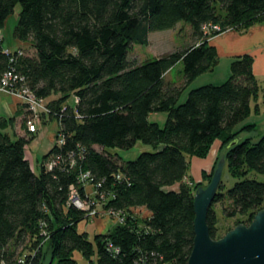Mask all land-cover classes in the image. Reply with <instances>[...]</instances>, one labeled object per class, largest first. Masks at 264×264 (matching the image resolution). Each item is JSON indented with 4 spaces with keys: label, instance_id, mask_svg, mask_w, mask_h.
<instances>
[{
    "label": "trees",
    "instance_id": "1",
    "mask_svg": "<svg viewBox=\"0 0 264 264\" xmlns=\"http://www.w3.org/2000/svg\"><path fill=\"white\" fill-rule=\"evenodd\" d=\"M17 4L14 36L30 43L33 52L6 54L0 41V75L13 68L24 77L21 83L49 109L38 123L56 118L57 136L65 135L66 141L61 147L53 144L37 174L26 158L27 144L38 131L37 125L35 131L27 126L32 112L24 106L23 134L7 131L15 117H0V263L14 264L23 255L20 248L28 246L35 251L27 253L29 264H79L75 250L90 264H187L197 185L184 177L190 159L207 158L217 140L227 150L225 167L239 180L230 188L221 181L207 216L212 237L218 238L220 228L216 204H224L226 216L243 214L246 223L264 208V181L249 176L264 174V134L258 140L241 135L257 130L247 122L259 110L252 101L261 92L253 56H236L227 80L193 88L179 102L198 76L219 63L210 43L213 33L204 26L247 30L264 21V0H0V29ZM180 22L191 26L193 44L143 62L129 59L132 45H147L151 32ZM180 61L184 78L167 81ZM153 112L167 113L163 127L150 120ZM138 141L154 151L132 160L116 151L130 150ZM53 153L58 161L48 170L45 160ZM86 172L89 182L108 195L105 206L125 214L124 223L96 234L93 242L78 231L86 213L68 204L71 185L85 197L81 179ZM139 207L149 214L140 217L134 212Z\"/></svg>",
    "mask_w": 264,
    "mask_h": 264
},
{
    "label": "rangeland",
    "instance_id": "2",
    "mask_svg": "<svg viewBox=\"0 0 264 264\" xmlns=\"http://www.w3.org/2000/svg\"><path fill=\"white\" fill-rule=\"evenodd\" d=\"M21 10V5L17 4L14 12L7 18L5 26L3 28V44L5 47H9L10 49H23L26 51V53H32L33 49L30 43H25L22 47H13V42L16 39L14 36V30L15 26L18 22L19 18V12ZM227 30H233V29H227ZM225 30V31H227ZM221 31V30H219ZM219 31H212L210 34H212L214 37L215 35H218L222 32ZM215 32H219L218 34H215ZM211 37V38H212ZM194 38L192 33L191 26L186 22H180L176 25V27L167 29V30H160V31H153L150 33V41L147 45H132V47L129 50L128 57L130 60H134L136 62H143L145 60H148L153 57L161 56L165 53L183 49L186 46L193 44ZM230 64L231 62L228 61V59H222L220 65L215 68L213 72H207L206 74L196 78L183 92L182 96L179 99V102L182 103L186 100L188 93L191 89L197 88L199 86L205 85V84H221L230 75ZM184 65L183 62H178L175 66H173L170 69V72H168L166 80L169 82H180L184 78ZM3 93V92H1ZM7 94V93H5ZM70 104L73 103V98H70L68 101ZM254 103V102H252ZM264 103V101H263ZM260 110V108H259ZM259 110L257 112H259ZM256 112V111H255ZM5 114V113H4ZM167 118V113L165 112H153L150 115V120L158 122L161 127L165 125V121ZM59 123L56 118H53L51 120L43 121L41 123L37 124L38 131L35 132L33 135V138L28 142V157L31 156V158L34 160V166H35V173L39 174L41 172V162L43 160V156L49 152V150L52 148L57 136ZM254 135L256 138L255 140H258L259 137L264 134L263 128L260 126L257 128L255 132H243L241 135L242 137H247L249 135ZM219 146V149H216V156L214 161H211L210 155L212 154V151L210 152L209 156L207 158L201 159L198 157H192L191 164H190V170L189 174L184 177V181H186L188 184L192 185V187L199 186H207L210 181V174L215 166H217L218 161L225 157L226 155V148H220V141L217 140L215 143ZM116 151L120 154V156L124 160H132L136 159L137 156L143 152V151H154V148L149 145L145 144L141 141H138V143L130 150H124V149H116ZM211 164L208 165V163ZM204 164V165H203ZM203 165V168L201 169ZM249 176L252 178H256L259 181H264V174L258 173L256 171H251L249 173ZM223 182L226 185V188H230L234 185L236 181L239 180V178H236L229 174L228 168L225 167L223 176H222ZM180 185L179 183L174 184L173 186L175 188H178ZM197 187L194 189V192H196ZM105 196L103 198L100 197V201L105 200ZM223 205L222 203H218L215 205V208H217L218 217L219 220L217 222V226H219L218 230V238L225 235L229 230L233 229L237 224L239 223H245L250 224L251 221L243 222L245 216L243 214L238 213L234 217L226 216L223 213ZM100 215L88 219L82 220L78 225V231L80 232H87L88 238L90 241H94V237L96 234L103 233L106 234L110 232L111 230L115 229L117 224H122L125 222V220H121L117 215H112L109 212H107V209H105L103 203L98 204ZM102 210H106V213H102ZM134 212L140 215V217H145L148 215V211L145 207H139L135 208ZM257 213V212H256ZM41 228H44L46 232H42L44 236L48 237V229L47 224H42ZM43 230V229H42ZM49 243H46L44 248L48 247ZM28 247V246H27ZM22 247L20 248V251L25 253H30L32 250L29 249V247ZM51 252V251H50ZM50 252L47 256V261L50 259ZM73 257L78 261L79 264H90L91 261L88 260L81 251L75 250L73 252ZM97 257L94 255L92 257V260H94V263L96 261Z\"/></svg>",
    "mask_w": 264,
    "mask_h": 264
},
{
    "label": "water",
    "instance_id": "3",
    "mask_svg": "<svg viewBox=\"0 0 264 264\" xmlns=\"http://www.w3.org/2000/svg\"><path fill=\"white\" fill-rule=\"evenodd\" d=\"M225 165L222 157L210 183L195 192V238L187 264H264V208L257 211L250 224L239 223L220 238H213L210 233L208 211L218 193Z\"/></svg>",
    "mask_w": 264,
    "mask_h": 264
},
{
    "label": "built area",
    "instance_id": "4",
    "mask_svg": "<svg viewBox=\"0 0 264 264\" xmlns=\"http://www.w3.org/2000/svg\"><path fill=\"white\" fill-rule=\"evenodd\" d=\"M204 29L206 32H212V31H219L221 30V27L219 25L214 24H208L207 26H204ZM3 29H0V41H3ZM3 51L6 54H14V53H23V49H10L9 47H5L3 45ZM21 81H24V77H22L20 74L16 72L15 69L11 68L6 70L2 75H0V92L7 93L10 95H13L21 100L24 106L27 107V110L32 112V114L29 116L30 118L27 121V126L30 131L36 130V125L41 120V116L43 113H48L49 109L45 103V101L42 98H38L31 89L27 86L21 83ZM65 135L59 134L58 138L55 140V145L58 147H61L65 144ZM53 153L45 160V166L48 170H52L53 167L56 165L58 161V155ZM26 158H28L31 162L32 167L34 168V160L30 157H28V154L26 153ZM73 163H75L74 158L72 159ZM91 175L89 172L83 173L82 175V181L84 185L85 190V197L82 196L79 192V190L74 186H70V194L68 199V204L72 205L80 210H83L86 213V216L88 218L96 217L100 215L99 206L98 204L103 203L105 209H107V212H109L112 215H117L121 220H125V214L123 212H116L111 209H108L105 206V202L108 199V195L101 191L98 188H95L92 183L89 182V178ZM102 184L99 183L98 187ZM106 197L105 200L102 202L99 200L100 197ZM102 213H106V210H102ZM43 224V223H42ZM42 232H46L44 228H42ZM43 234V233H42ZM109 245H112L111 243ZM118 249L116 248V251ZM31 255L35 254V251L30 252ZM0 264H8L5 261H2ZM14 264H29L28 262V254L25 253L23 255H19L17 261ZM140 264H164L157 261H149V260H143Z\"/></svg>",
    "mask_w": 264,
    "mask_h": 264
},
{
    "label": "crops",
    "instance_id": "5",
    "mask_svg": "<svg viewBox=\"0 0 264 264\" xmlns=\"http://www.w3.org/2000/svg\"><path fill=\"white\" fill-rule=\"evenodd\" d=\"M25 43L27 42L15 39L12 44L13 47L11 48L22 47ZM210 43L216 46L219 55V63L215 68L220 65L222 59H228L229 62H232V60L239 55L249 54L253 56V72L261 86V92L258 100L252 101L254 102L252 103V108L258 104L260 110L259 112L252 111L247 118V122L255 123L257 128L261 126L264 131V21L254 24L247 30L224 31L212 37ZM214 70L209 72H213ZM0 117H15L14 125L7 129L8 132L11 133L13 131L15 134L26 133L27 126L22 125L26 117V110L19 98L0 92ZM216 149H219V146L214 144L212 147V154L210 155L211 161L215 159ZM211 161L208 165L211 164ZM203 165L201 168L202 170L205 169ZM173 188L175 187L173 186Z\"/></svg>",
    "mask_w": 264,
    "mask_h": 264
}]
</instances>
